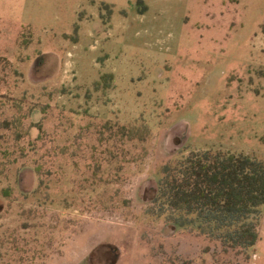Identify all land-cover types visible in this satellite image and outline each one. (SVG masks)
<instances>
[{
    "label": "rangeland",
    "instance_id": "obj_1",
    "mask_svg": "<svg viewBox=\"0 0 264 264\" xmlns=\"http://www.w3.org/2000/svg\"><path fill=\"white\" fill-rule=\"evenodd\" d=\"M0 59V264H264V223L224 251L149 202L193 150L264 160V0H0Z\"/></svg>",
    "mask_w": 264,
    "mask_h": 264
},
{
    "label": "trees",
    "instance_id": "obj_2",
    "mask_svg": "<svg viewBox=\"0 0 264 264\" xmlns=\"http://www.w3.org/2000/svg\"><path fill=\"white\" fill-rule=\"evenodd\" d=\"M16 123L4 119L2 128L9 131ZM38 129L41 134L31 141V146L44 139L42 125ZM120 133L130 135L125 126ZM21 137L19 133L15 141ZM34 165L29 166L40 175L41 166ZM149 202L154 215L171 217L172 232L191 231L216 241L224 251L249 253L261 238L264 220V160L222 149L193 150L163 166ZM5 211L0 210V214Z\"/></svg>",
    "mask_w": 264,
    "mask_h": 264
},
{
    "label": "crops",
    "instance_id": "obj_3",
    "mask_svg": "<svg viewBox=\"0 0 264 264\" xmlns=\"http://www.w3.org/2000/svg\"><path fill=\"white\" fill-rule=\"evenodd\" d=\"M264 223V220H263V222H262V224ZM261 231H262V226H261Z\"/></svg>",
    "mask_w": 264,
    "mask_h": 264
}]
</instances>
